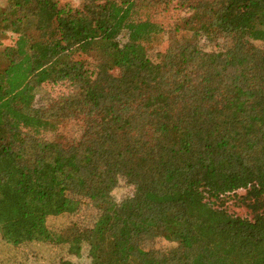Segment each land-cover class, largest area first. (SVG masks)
I'll return each instance as SVG.
<instances>
[{"label": "trees", "instance_id": "1", "mask_svg": "<svg viewBox=\"0 0 264 264\" xmlns=\"http://www.w3.org/2000/svg\"><path fill=\"white\" fill-rule=\"evenodd\" d=\"M4 3L0 244L66 246L57 264L85 247L90 264H264V0ZM64 119L78 141L57 138ZM241 186L251 218L224 208ZM85 206L88 223L48 226Z\"/></svg>", "mask_w": 264, "mask_h": 264}, {"label": "rangeland", "instance_id": "2", "mask_svg": "<svg viewBox=\"0 0 264 264\" xmlns=\"http://www.w3.org/2000/svg\"><path fill=\"white\" fill-rule=\"evenodd\" d=\"M87 0H61L62 3H70L74 7H82L84 2ZM5 0H0V14L5 10L4 6H1ZM184 16V15H183ZM176 17V14H175ZM235 41H242L239 37H234ZM121 42H125V38L121 39ZM220 43H214L208 45L207 50L209 52H216L220 47L225 46L228 49L232 43L227 42L223 44L224 41H219ZM223 45V46H222ZM166 44L160 46L158 50L162 51L166 48ZM49 89L44 88V90H40L38 93L37 101L38 106L42 104H48L47 101L41 100L45 94L48 96ZM49 106V105H48ZM83 129V123L80 119H64L58 123L57 128V138L61 141H78L81 138ZM218 172L225 174L224 171ZM230 176V174H229ZM227 179L223 182L226 184H239L240 179L236 177L226 176ZM244 181V180H243ZM246 187L241 186L233 191L223 193L226 196V203L224 208L231 214L235 216H240L243 218H251V211L248 210L245 206H243L238 200L237 197L244 195L246 193ZM133 192V188L129 186L125 181L120 182L118 188L113 192L114 197L117 201H122L127 196L131 195ZM93 211L90 210L87 206H85L84 210L75 217H67L64 216L62 218H49L48 226L55 231H65L71 224L78 223L81 226V222L83 224L88 223L89 216ZM95 214V211L93 212ZM172 244L168 243L165 240H159L158 247H171ZM67 252L66 246H46L36 247V248H16V247H6L5 245L0 244V264H57L58 259L65 255ZM30 253L32 256L26 259V254ZM34 253V254H33ZM72 260L77 264H90V259L87 255V248L85 247L82 251V255L78 258L73 257Z\"/></svg>", "mask_w": 264, "mask_h": 264}]
</instances>
